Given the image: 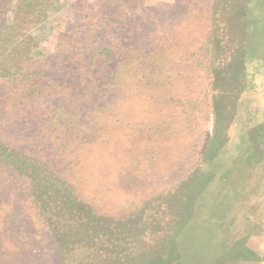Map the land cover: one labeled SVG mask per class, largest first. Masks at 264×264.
Wrapping results in <instances>:
<instances>
[{"label": "rangeland", "instance_id": "1", "mask_svg": "<svg viewBox=\"0 0 264 264\" xmlns=\"http://www.w3.org/2000/svg\"><path fill=\"white\" fill-rule=\"evenodd\" d=\"M111 1L61 0L50 18L40 16L23 38L40 61L57 51L58 42L62 52L74 58L75 65L67 70L59 68L57 61L49 64L56 68H47L43 75L44 99L68 109L61 110L60 119L51 126L45 125V116L20 126L6 120V115L17 116L10 107L0 112V138L48 163L81 197L82 207L91 206L97 216L65 221L50 213L39 215L27 193L31 181L0 166V233L34 241L24 251L25 258L12 264L57 263L45 232L48 220L64 225L59 227L61 234L77 229L93 237L102 235L114 220H142L146 228L142 241L155 245L172 231L179 214L177 200L190 191V175L207 165L204 150L216 123L211 95L215 78L208 67H214L211 62L216 64L226 47L225 41L219 47L212 44L214 0H116L121 6L117 17L114 7L109 9ZM101 14L127 25L119 29L107 23L108 36L95 38L88 46L95 48L92 55L99 53L98 43L122 51L119 78L112 84L86 74L91 62L79 57L85 47L77 46L93 28L102 27L96 24ZM97 34L102 36V30ZM259 66L252 65L248 81H241L246 88L252 80L250 91L236 96L230 111L217 121V127L228 130L226 157L237 147L242 129L264 121V74L253 81ZM52 75L58 78L55 85H50ZM85 91H94L93 97L87 99ZM67 110L76 113L69 116ZM260 171L255 177L260 178L262 190L251 208L237 209L239 220L232 227L235 233L239 226L249 231L248 246L258 258L235 264H264V176ZM235 203L224 198L221 205L235 207ZM247 215L254 216L248 229L243 224Z\"/></svg>", "mask_w": 264, "mask_h": 264}, {"label": "trees", "instance_id": "2", "mask_svg": "<svg viewBox=\"0 0 264 264\" xmlns=\"http://www.w3.org/2000/svg\"><path fill=\"white\" fill-rule=\"evenodd\" d=\"M60 1L0 0V112L14 108L17 116L11 118L6 115L5 118L20 126L35 124L42 116L46 117L45 125L51 126L60 119V111L68 109L44 99L47 86L44 78L47 68H56L49 64L60 61L59 68L67 70L75 63L74 58L62 52L58 42L57 51L49 59L40 61L37 53L31 51L23 39L40 16L50 18ZM115 1L110 2L109 9L114 7L113 13L117 17V13L121 14V6ZM103 5L109 6L106 3ZM211 11V19L215 22L210 31L212 44L219 47L220 43H226L221 59L216 64L211 62L215 68L208 67L215 78L211 83V95L213 108L216 105L218 109L215 108L214 112L216 123L204 150V158L207 159L205 170L193 171L190 175V191L184 194V199L177 200L179 214H176L178 217L174 220L172 231L152 245L142 241L146 231L142 220H114L107 229L104 228L102 235H95L102 236L99 239L78 233L77 229L61 234L59 227L64 225L60 221L48 220L45 232L51 238L49 245L52 244L51 248L57 253L56 264H235L254 262L258 258V254L248 246L252 238L249 231L239 226L240 230L235 233L233 226L239 220L237 209L251 208L253 199L262 190L260 178L255 176L259 175L257 170L260 169L264 176V121L242 129L237 147L228 157L223 153L228 130L222 131V127H217V121L222 113L225 116L230 111L236 96L252 88V80L246 88L241 85V81H248L251 66L260 65L253 81L264 74V0H214ZM10 13L13 14L11 21L8 19ZM97 17L100 20L96 24L102 27L93 28V33L86 36L88 39L84 38L85 43L84 40L81 44L77 43V46L83 47L80 50L85 47L79 57L91 62L86 72L91 79L96 76L112 84L119 78L117 70L122 64V51L110 49L109 44L98 43L96 52L99 53L92 55L95 48L88 46L94 44L95 38L98 41L108 36L107 23L119 29L127 28V25L121 26L124 21L119 22V18L108 21L104 14ZM101 30L102 36L99 37L97 33ZM50 79L53 81L50 85H55L58 78L52 75ZM93 95L94 91L84 93L87 99ZM74 112L67 110L69 116ZM67 132L73 137L71 129ZM0 166L31 181L27 193L31 206L39 215L45 217L50 213L65 221L96 219L95 210L91 206L82 207L81 197L66 180L51 170L48 163L30 157L1 138ZM224 198L236 201L235 207L221 205ZM243 203H246L244 207H237ZM259 214L260 211L253 213L254 216ZM252 217H245V228L251 226ZM33 242H29V238L6 237L0 233V264H12L25 258L24 251L28 252ZM41 244L36 246L41 247Z\"/></svg>", "mask_w": 264, "mask_h": 264}]
</instances>
